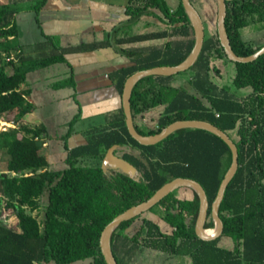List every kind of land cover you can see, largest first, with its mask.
<instances>
[{"label": "trees", "instance_id": "1", "mask_svg": "<svg viewBox=\"0 0 264 264\" xmlns=\"http://www.w3.org/2000/svg\"><path fill=\"white\" fill-rule=\"evenodd\" d=\"M127 1L124 15L129 23L152 16L160 28L150 33L115 37L114 42L108 38L75 48L57 46L52 37H46L53 52L38 59L24 56L19 48L12 51L3 47L0 42V114H10L20 122L33 108L27 101L31 90L21 89L28 74L57 64L71 69L66 59L70 53L112 47L120 55H126L129 64L109 76L120 100L123 84L133 73L175 66L188 57L194 37L180 0L174 9L165 0ZM46 3L35 0L30 11L38 14ZM225 3V29L232 50L243 57L254 54L264 46V38L256 44L245 40L242 31L257 27L256 32L264 34V0H225ZM20 11L17 0L0 3V39L19 36L15 16ZM149 42L155 44L145 45ZM13 53L17 61L13 58L5 62V57ZM218 60L232 65L233 87L248 89L247 94L236 96L216 82ZM8 66L11 73L6 71ZM187 71L190 75L186 82L176 78L181 73L139 80L131 97L133 123L144 136L157 134L181 120L209 122L230 138L229 132L234 133L231 140L237 147L238 168L218 210L223 232L213 241H203L195 235L199 199L191 189L181 188L194 193V197L180 199L175 196L178 189L149 210L170 225L172 233L162 232L152 219L137 216L114 230L113 256L118 264H147L150 256L161 264L173 259L188 264H264V55L249 63L229 61L217 31L205 32L201 53ZM73 85L70 70L68 83L66 80L57 87ZM157 107H162V112L148 125L144 121L146 114ZM81 110H77L68 127L78 119ZM108 118L103 126L88 128L82 135L84 143L76 147H68L66 142L75 132L72 129L66 132L62 138L65 168L61 170L50 169L41 153L44 147L41 139L47 137L44 125L32 127L20 122L18 129L0 133V152L8 155L6 170L0 172V206L11 210L20 230L0 222V264L84 261L105 264L99 246L104 227L176 178L192 179L203 187L209 203L205 228H214L210 206L231 164L227 144L210 132L182 129L158 144L143 146L129 135L122 107ZM136 121L146 127L138 129ZM113 145H118L120 157L137 169L135 176L102 171V160ZM43 197L46 204L39 220L33 213L41 208ZM136 220H140V225L131 236L125 231ZM222 237L229 239L230 246L220 245Z\"/></svg>", "mask_w": 264, "mask_h": 264}, {"label": "crops", "instance_id": "2", "mask_svg": "<svg viewBox=\"0 0 264 264\" xmlns=\"http://www.w3.org/2000/svg\"><path fill=\"white\" fill-rule=\"evenodd\" d=\"M46 5L40 10L36 16L34 15V23L36 25L39 24L38 17L40 15H46V20L52 18L54 14L59 13H67L70 12L72 15H66L64 19H58L59 25L52 26L48 33H43L44 31H40L39 38L37 41H31L28 43L23 42V36L21 37V33L19 32L18 38H22L21 42L18 44L16 43L17 38L9 37L7 39V43L5 42L6 47L12 48L14 51L16 48H19L24 56L27 57L25 53V46H30L33 44H50L46 37H52L59 35H72L77 39L75 43H69V40L64 42L62 47L64 48H75L80 44H94L105 41L106 39H111L114 42L115 37L113 36L110 38V35L105 38V29L107 28V23H111V20H115L119 24V28L126 26H131L133 24L129 23L128 21L124 22L121 20V16L124 15L125 7L127 5V0H46ZM201 1V0H198ZM214 1L215 0H211ZM167 5L174 9L178 5V0H165ZM0 3H6L0 1ZM33 12V11H32ZM153 12L159 16L160 12L153 10ZM35 14V13H34ZM50 15V16H48ZM65 15V14H63ZM125 16V15H124ZM18 17H22L21 13L19 12L15 16V21L18 27ZM23 21L25 19H22ZM143 22L140 23L135 28V33H150L157 31L160 28V24L158 20L154 17H145L142 20ZM207 21V20H206ZM25 22V21H24ZM141 22V21H140ZM204 23V20H203ZM207 23L209 24V29L212 27L211 20H208ZM42 24V23H41ZM38 27H40V25ZM111 25V24H110ZM135 26V25H133ZM41 28V27H40ZM204 31H205V24H204ZM56 32V35H53ZM208 33H211L208 30ZM214 33V32H213ZM122 38V36L120 37ZM74 40V39H73ZM155 43H148L147 45H154ZM117 47V46H114ZM119 48V47H117ZM66 59L69 61L71 65L73 77H75V84L77 88V93L74 96V92L76 90L72 89V93L67 96L66 98H62L53 102L48 103V105L52 106V104H57V106H63L64 111L72 112L74 109L81 108L85 111V113L89 116H98L102 113L106 115V118L110 115L116 113V111L121 107V100L119 94L111 82L110 74L112 71L118 69L121 66H125L129 64V59L126 55H120L115 51V48L112 47H105L99 48L95 50H89L86 52H75L66 55ZM119 60H123L120 62ZM75 70V72H74ZM40 74L33 75L30 80L33 83L32 86L28 85V89L31 90V96L27 98V101L33 105L32 103V93L35 94L36 91V84L39 82L38 78ZM86 84V85H85ZM187 85V84H185ZM27 89V88H25ZM31 97V98H30ZM47 106V105H45ZM39 108H32V110L26 114L24 117L20 119L22 124H26L29 126H40L44 125L45 116L42 112H39ZM87 110V111H86ZM150 113V112H149ZM148 114H146L147 116ZM157 115V114H156ZM158 116V115H157ZM106 119V122H107ZM70 122V121H69ZM46 127V126H45ZM47 130V128H46ZM71 135L68 140L70 142H77V135ZM48 131L47 137H43L41 140L46 143V146L42 148L44 151L50 147V142L48 140ZM64 134L61 137H53L57 141L62 140ZM81 138V137H80ZM84 143V139L82 144ZM81 145V144H79ZM76 145H71L70 147H76ZM3 153L0 152V156ZM58 156L56 158V156ZM66 153H59L56 152L50 154L53 162L51 165L53 166L52 170H61L65 168V156ZM50 165V163H49ZM58 167V168H57ZM4 171V170H3Z\"/></svg>", "mask_w": 264, "mask_h": 264}, {"label": "rangeland", "instance_id": "3", "mask_svg": "<svg viewBox=\"0 0 264 264\" xmlns=\"http://www.w3.org/2000/svg\"><path fill=\"white\" fill-rule=\"evenodd\" d=\"M3 2H8V0H0ZM35 2V0H17V6L18 8L21 10V18L18 17L17 23H18V30L21 33V37L23 36V42L24 43H28L31 41H37V39L39 38V33L40 31H44L43 33H48L51 30H49L52 26L54 25H59L60 23L59 20H56L55 18L58 19H64L66 15H72L70 14V12L67 13H59V14H54L52 18H49L46 20V15L42 16L40 15L38 17L39 19V24L36 25V23H34V15L36 16V14H34V12L30 11L32 4ZM192 4L194 5V7L198 10V12L201 14L203 20H204V24H205V32L206 34H208V30H210L211 33L215 32V24H216V4L214 1L211 0H191ZM65 14V15H63ZM50 16V15H48ZM22 19H25L24 21ZM121 20L126 22L127 18L122 15L121 16ZM208 20H211L212 22V27L211 29H209V24L207 23ZM143 21H138L137 23H132L133 25H129L126 26L124 25V27L119 28V24L115 21V20H111V23H107V28L105 29V38L108 37L110 35V38L114 37H129L131 34L135 33V28L142 23ZM111 24V25H110ZM135 27V28H134ZM257 27H249L246 28L245 30L242 31L243 33V38L245 40L248 41H252L255 42L256 44L262 40L264 38V34L262 32H256ZM53 35H56V32H53ZM53 38V43L57 46H63L64 42L69 40V43L72 44L71 41H73V43L76 42L75 39H77L74 36H70V35H57V36H52ZM22 38H18L16 39V43H20ZM74 39V40H73ZM7 41V40H6ZM7 43V42H6ZM150 43V42H149ZM153 43V42H151ZM3 47H6L5 42L3 43ZM1 44V45H2ZM145 44V43H144ZM142 44V45H144ZM148 43H146L145 45H147ZM139 46V45H138ZM134 47V46H133ZM137 47V46H136ZM25 53L27 54V57H29L30 59H38L40 57H43L45 55H49L53 52V48L51 47V45L44 44L43 46L41 44H33L30 46H25ZM13 57L14 59L17 61V58L15 56V53H13ZM120 62H122L123 60H119ZM216 66L219 70V73L217 74L215 80H217L216 82L220 83L221 85H223L226 89L230 90L231 93H233L236 96H243L245 94L248 93V89H236L235 87H233L232 85V81H231V77L233 75V68L232 65L230 63H227L226 61H220L218 60L216 62ZM6 71L8 73H11V67H5ZM75 72V70H74ZM36 74H40V77L38 78L39 82L36 84V91H38L37 93L35 92L32 93V107L37 109L39 108V112H42L45 116V121L44 124L47 128L48 134H49V142H50V147L48 149H45L44 151L41 150V153L43 155L46 156L47 161L50 163V169H53V166L51 165V163L53 162V159L51 158L50 154L56 152L57 154H61L65 151H63V146H64V142L62 140L57 141L56 139H54L53 137H61V135H65L67 131H69V129H72L71 131L75 132L76 138H77V142H70L68 139H66L67 145L68 147H70L71 145H79L82 144L84 136H82L84 134V132L90 128V127H100L103 126L106 123V115H104V113L96 116H89L85 113L84 110H81L80 115L78 116V119L72 124L71 127H68L67 125L69 124V121H71L74 116H76L78 114L77 109L72 110V112L69 111H64L63 106H57V104H52V106L48 105V103L53 102L62 99V98H66L67 96H69L72 93V89L75 90L76 88V84H75V77H74V85L73 86H69V87H57L58 85L60 86L62 83H64L67 80L68 83V77H69V68L64 65V64H57V65H53L50 67H47L45 69H41L38 70L36 72H32L30 74H28L27 76V80L26 83L23 84L21 86V89H28V85L32 86L33 83L31 82L30 78L33 75ZM190 75V71L187 72H182L181 74H179L176 78L186 82L188 76ZM59 83V84H58ZM58 84L56 87L54 85ZM186 84V83H185ZM86 85V84H85ZM138 92V90H137ZM77 93V88L74 92V96ZM73 94V93H72ZM31 96V94H30ZM31 98V97H30ZM47 105V106H45ZM87 111V110H86ZM162 112V107H157L153 110L150 111V113L146 116V119L144 120L148 125L153 124L152 122L156 119L157 115L159 113ZM157 114V115H156ZM135 125L138 126V129H144L145 126H143L142 124L138 123L137 121L135 122ZM74 135V136H75ZM229 135L231 136V138H235L234 133L233 132H229ZM81 137V138H80ZM116 154H120L119 150L116 151ZM56 156V155H55ZM65 156V155H63ZM58 156H56L57 158ZM7 162H8V155L7 154H2L0 156V172L1 171H5L6 170V166H7ZM58 168V167H57ZM133 176H135V174H133ZM194 193H190L188 191H186L185 189H180L179 191L175 192V196H177L180 199L183 198H193L194 197ZM45 198V199H44ZM46 204V197H43L41 199V208L38 211H35L33 213L34 216H37L39 220H41L42 218V214L44 212V207ZM144 216L147 217H151L149 213H145ZM153 220H155V222L157 224L160 225L161 230L163 232L166 233H170V228L164 224L161 220L158 219H154L152 217ZM0 222H2L4 225H6L9 228L12 229H16L18 231H20L18 229L17 226V218L13 215V213L11 212V210L6 209L3 205L0 206ZM138 225L137 222H135L131 227H129L126 232L129 235L134 234V232L137 230L136 226ZM220 245L222 246H230V241L228 238L226 237H222L221 241H220ZM148 263L147 264H161L160 261H158V259L156 257L150 256V258L147 260ZM75 264H89L88 261H84V262H78ZM165 264H188L186 263V261L181 260V259H177L176 261L173 259L171 261L168 260V262H165Z\"/></svg>", "mask_w": 264, "mask_h": 264}, {"label": "water", "instance_id": "4", "mask_svg": "<svg viewBox=\"0 0 264 264\" xmlns=\"http://www.w3.org/2000/svg\"><path fill=\"white\" fill-rule=\"evenodd\" d=\"M184 11L190 21L192 26V33L194 37V46L191 53L186 59L181 63L175 66H161L155 67L147 70H140L132 75H130L123 84V89L121 93V107L125 116V124L128 130L129 135L140 145L151 146L158 144L163 141L172 133L182 130V129H197L204 130L214 134L219 137L223 142L227 144L231 151V164L226 171L216 197L211 203V217L214 222V231L212 234H207L205 224L207 220V214L209 209V203L207 200L206 193L203 187L196 181L186 178H176L161 188H159L147 201L142 202L138 205L132 206L129 209L125 210L123 213L116 216L111 222H109L101 232L99 239L100 251L103 256L105 264H118L115 260L112 250H111V236L114 230L122 223L128 220H131L145 212H148L154 205H156L163 198L173 193L175 190L181 188H188L195 192L199 199V209L198 215L194 225L195 235L203 241H213L218 239L223 232V222L221 221L218 210L223 199L225 190L235 175L238 168V152L237 147L231 138L218 127L213 124L201 121V120H181L175 121L169 124L167 127L162 129L159 133L154 135H141L139 134L133 123V117L131 112V97L134 87L144 77L148 76H173L178 73L187 71L194 65L197 61L204 42L205 31L204 23L201 14L194 7L190 0H180ZM216 4V31L218 35V40L222 46L224 53L229 61L237 63H249L255 61L258 57L264 55V46L261 47L258 51L250 56H238L232 50L230 41L225 29V18H226V3L225 0H215ZM119 149L118 145L111 146L107 151L102 160L101 169L106 174L109 170H115L117 172L127 174L130 177H133V174H136V168L126 161L125 159L115 155V152ZM126 232V231H125ZM127 233V232H126Z\"/></svg>", "mask_w": 264, "mask_h": 264}, {"label": "built area", "instance_id": "5", "mask_svg": "<svg viewBox=\"0 0 264 264\" xmlns=\"http://www.w3.org/2000/svg\"><path fill=\"white\" fill-rule=\"evenodd\" d=\"M0 42L4 43L6 40L0 39ZM11 57H5V62H9L10 60H13V54L10 55ZM20 126V122L15 120V118L10 114H0V133L7 132L9 130L18 129ZM35 140H38V138H35ZM42 146H46V143H43ZM14 175V174H13ZM27 176V174L25 175ZM0 194V198H1Z\"/></svg>", "mask_w": 264, "mask_h": 264}, {"label": "flooded vegetation", "instance_id": "6", "mask_svg": "<svg viewBox=\"0 0 264 264\" xmlns=\"http://www.w3.org/2000/svg\"><path fill=\"white\" fill-rule=\"evenodd\" d=\"M115 155H117L116 153H115ZM118 157H120V154H118L117 155ZM137 170V169H136ZM113 171H115V170H111V172H110V174H112V172ZM136 173H137V171H136ZM136 175V174H135ZM183 199H186V197L185 198H183ZM145 213H149L150 214V216L151 217H147V216H144V214ZM145 213H143V214H141V217L142 218H148V219H152V217L154 218V219H158V220H160L156 215H154V214H152V213H150L149 211L148 212H145ZM140 216V215H139ZM136 218V217H135ZM153 220V219H152ZM154 222H155V220H153ZM162 221V220H161ZM135 222H137L138 223V225L136 226V228H137V230H138V228H139V225H140V220H136V221H134L132 224H131V226L135 223ZM163 222V221H162ZM156 223V222H155ZM164 224H166L165 222H163ZM159 225V224H158ZM169 228H170V233H172V231H173V228L170 226V225H168V224H166ZM130 226V227H131ZM160 226V225H159ZM161 228V227H160ZM137 230L134 232V234L137 232ZM163 232V231H162ZM164 233H166V232H164ZM134 234H132V235H134ZM131 235V236H132Z\"/></svg>", "mask_w": 264, "mask_h": 264}, {"label": "bare ground", "instance_id": "7", "mask_svg": "<svg viewBox=\"0 0 264 264\" xmlns=\"http://www.w3.org/2000/svg\"><path fill=\"white\" fill-rule=\"evenodd\" d=\"M214 231L211 229V230H207L206 233L207 234H212Z\"/></svg>", "mask_w": 264, "mask_h": 264}]
</instances>
